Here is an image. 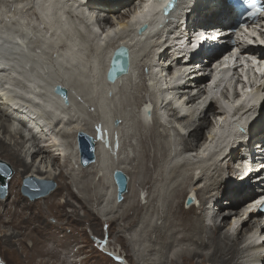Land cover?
I'll return each mask as SVG.
<instances>
[{
  "label": "bare ground",
  "instance_id": "6f19581e",
  "mask_svg": "<svg viewBox=\"0 0 264 264\" xmlns=\"http://www.w3.org/2000/svg\"><path fill=\"white\" fill-rule=\"evenodd\" d=\"M81 1L83 4L85 3V0ZM32 2L37 3V9L40 10L42 15L46 18L54 19L51 22L44 17L45 20L50 22L49 24L52 26V29L54 31L57 29L61 31L57 35L56 43L47 45L51 47L62 42L61 44L65 46L66 51L59 53L56 57H52V61L46 65L45 62L44 64L41 62V58H45V55L38 54L37 56L30 53L24 55L15 48L17 47L16 45L12 44L13 47L6 48L3 44L1 47L0 44V100L4 95V98L8 100L6 104L0 101V133L7 136L8 126L6 120H10V125H15V129L17 130L15 134L10 133V139L0 137V157H5V159L9 160L11 162V168L13 167L12 173L9 176L10 179H4L8 182V186L3 196H6V194L8 196L0 199V227L3 226V229H5L3 230V236L0 237V241L4 239L2 242L16 252L21 248L17 242L18 233L23 236H28L27 238L31 239L32 242L30 245L25 242L28 248L34 251V248L41 247L40 252H44V260L55 261L57 264H67V259H62L59 254L60 247H67L68 254L72 257L77 253L88 252L86 247L90 246L92 247L91 255H95L96 251L93 245L86 238L87 228L84 225L88 222V226L91 229L94 226L97 230L96 223L88 219L90 217L89 214H87L85 220H78L77 216L80 217V215H78L77 210L72 211L71 214L64 212L66 203L67 205L71 204V200L67 199L65 204L56 202L57 204L54 203L52 205L55 208L58 205L59 209L54 214L59 222L54 224L48 222V217H44L40 206L38 210L34 208L41 199L40 197H47L45 200H56L57 195L64 190L62 189L63 185H66L64 191H66L69 197L71 196L78 200L81 199L78 194L71 190V185L64 179L66 175L63 170L57 171L56 166L59 160L58 154L53 150L54 148L58 147V149H61L64 146L66 150V147H68L70 153L67 155L71 157V161L73 160L75 164H73L74 168L77 169L76 171L82 172L88 177H94V175L98 176L100 174L104 166L107 168L105 164H107L106 160L109 157L106 156L112 149L110 140L115 139L122 140L121 151L117 156L119 163L118 165H114L111 172H109L113 177L115 170H123L130 178L128 180L127 190L123 195V200L119 202L115 200L114 205L120 209L124 205V201L130 198L133 199L129 208L122 210L121 213L123 214L128 210H133L131 217H124V219L128 220L122 228L124 231L134 227L140 215H143L141 213L145 206L149 202H152L156 190L153 193L150 190L152 189V185H156V183L157 186L159 185L158 197L160 196L162 198L175 181L179 182L178 185L173 186L174 189L171 192V197L173 196L179 199V202L184 198L185 201L182 200L184 204L187 195H193V197L195 195L197 200L189 206L186 205V209L197 212L199 207L201 209V212L199 211L200 213L192 212L185 215L184 211H181L182 213L179 212V208H172L180 204H174L170 200L169 190L166 206L160 211L162 215L158 219L165 216L166 220L169 217V212H175L174 218L163 226L171 229V239L173 238V240L179 241L188 238V230H194L190 232L195 237H198H196L198 240L196 243L197 247L195 246L196 249H187L186 247L180 253L176 252L177 254L171 260H168L165 251L170 249V246H165V240H168L165 238L169 237H163L162 243L157 242V240H161L160 238L162 236V229L158 228L157 232H161L160 237L156 233L155 240L151 239V241L153 243L156 242V244H161L160 251L154 249L156 248L155 246L147 250V252L140 253L136 258V254L132 249L130 247L126 249L125 245L122 244L124 256L129 264H143V260L147 261L146 264H240V260L242 259H246V261L244 260L242 262L244 264H264V229L262 232H258L259 230H257L259 226L258 222L262 221L261 219H263L264 214L251 213L246 217L249 211H251L249 203L254 199L252 192L249 191L253 186L249 185L248 189L244 190L247 187L248 180L260 177L259 182L253 183L254 186L261 185L260 182L264 181V152H262V150L264 151V145L260 144L262 142L264 143V129L260 127L264 120V73L261 72V76L253 72L255 76L254 81L260 83V86L251 90L252 96L250 99H247L248 104L239 107L243 114L238 118H234L235 104H238L240 100L247 98V96H240L238 98V92H234V70L236 69L243 80L244 69L240 67L239 64L241 62L239 63V60L237 64H234L232 54L227 56V59H224V61H221V65L216 67L217 70L212 71V76L214 77L212 83L208 85L206 82L211 79L210 73L208 75L210 79H207L205 81L206 84L203 86L205 80L203 76H200L198 80L192 77L199 75L202 69H195L192 72H186L184 69V71L178 70L176 74L171 73L174 61L173 56H179L180 54L183 55L181 57L184 59L187 57L186 55L196 50V48L194 49L191 46L193 43V33L190 31L184 32L185 30L183 28L181 29L182 32H179V24L177 23V25L172 26L173 28L168 29V32L174 35L167 36L168 39L166 43L164 42L165 44L162 43L163 38L161 37L164 33L160 31L158 32L159 36L157 39L148 42L147 46L143 47L139 43L141 38L136 34L134 27L137 28L144 21H149L150 30H153L156 24L161 25L162 23V26H164L160 14L161 8L166 0H141L136 4V0H118L111 3L95 4L87 6L90 8L89 12L91 13L87 17L84 6L76 0H0V41H12V37L8 34V25L11 21H14L15 17L22 18V24L27 26L28 22L26 18L28 16L24 17V14L28 11L26 6L32 5ZM185 3L181 8L185 11L191 9L186 15V18L190 19V22L197 29L222 30L225 27L228 15V11L225 10L230 9L226 6V0H187ZM22 7L26 11H22ZM48 10L50 13L46 15ZM111 18L114 19V23L104 39L102 36L96 34L93 26L98 21L107 22ZM175 22L174 20L172 23ZM31 25L32 28L30 31L29 27ZM35 25L37 30L42 31L33 21L29 22V27L27 26L30 34L36 32ZM25 26L15 25V28L18 30V35H23V40L28 37ZM71 28L76 31L72 36L67 35V33H70ZM253 32H255L254 29H250L248 33L239 31L237 35L240 38L246 39L245 41H248ZM35 34L40 36V44L44 45L43 33ZM121 44L133 45V48L128 47L130 60L129 71L127 74L119 77L118 80L124 77L128 78L122 79L119 86L113 88L114 92L113 90H105V83L101 80L100 72L106 77V85L109 83L115 86L113 85L114 81L107 79L106 72L114 51ZM163 44L167 46L164 47ZM146 48H148V51ZM143 53L147 54L142 55ZM144 57H146L145 61H147V64L142 63ZM203 59H208V57L205 56ZM179 61L181 62V60ZM76 64L83 65L86 74H82ZM184 65L185 63L182 62L181 66ZM146 67L149 68V72L145 70ZM136 70L138 71L137 76L133 78L130 74L131 72L135 73ZM259 70L261 69L259 68ZM168 73H170L169 78L166 76ZM79 78L87 83L91 94L81 93L77 87L80 83L79 81H81ZM148 80L154 81L149 83ZM247 80L252 84V78L249 75ZM182 81H184L182 87L177 85V82L182 83ZM194 84L196 85L193 86ZM212 84H214V87L211 86ZM57 85H61L67 89V103L61 96L52 92V88H55ZM164 88L167 90H164ZM170 88L174 89V93L167 92ZM142 89H146L148 92L152 90L155 93L154 98L156 101L154 105L158 107L153 106L152 120L146 117L142 109V113H139L142 117L139 116L137 114L139 111L134 108V105L138 106L143 100L145 102L142 103L143 106L148 104L147 99H145L147 95L145 96L141 93ZM195 89L198 90L197 93H195ZM109 91L113 92L112 96L108 94ZM118 94L122 96L129 94V97L123 101V106L120 108L115 104ZM219 95L223 102L220 108L221 113L219 114L220 122L217 126H214L215 128L213 127L212 132L207 136L205 135V130L209 129V124H213V118L209 115L212 108L204 111L207 107L206 103H210L212 99L219 100ZM95 97H98L97 100ZM209 98L210 100H208ZM196 102L203 111L198 112L197 107L193 108V104ZM94 106L97 109L98 107L101 108L102 118L99 114L91 113L96 108ZM159 107L164 112L163 114ZM239 108L235 113H239ZM126 110L129 113L126 114ZM84 113L88 114L89 117L84 116ZM172 117L173 120H177V124L176 122L174 124ZM118 120L120 123L118 124L119 126H114V122H118ZM152 121H154L153 124L151 123ZM183 122L187 124L181 127ZM178 124L180 126H177ZM51 126L55 127V130H52L50 128ZM177 127H181L179 129L182 130L181 133L183 134V140L185 142L184 148L179 149L178 143H174V149L171 148L170 151V144L166 141L165 143L160 144L158 142L157 145L155 144L156 135L161 138V133L158 129L166 128V134H162L163 138H165L172 128L174 130ZM24 131L30 136L28 140L25 139L27 136H25ZM49 131L55 135L54 138H56V141L46 142L48 141L46 140V136L49 135ZM80 131L93 136L96 141V151L94 154L96 161L92 159L86 162L85 166L80 164L82 160L79 157L80 149L78 148L76 139L77 133ZM234 131H236L235 140L238 143L237 145H234L232 141ZM248 131H258V134L261 133V135H258L261 141L249 142L247 144L242 143L245 141V135ZM69 136L72 138L71 141H68ZM134 139L137 143L133 141ZM203 139L204 142L202 143ZM253 144L257 145L258 148V153L253 155L252 159V168L254 170L250 174H247L244 166H242L241 170L240 168L234 169V165L230 162V159L242 160L243 158L250 157L245 154L244 146L249 151L252 149ZM127 146L132 147L134 151L133 156L125 155ZM234 146L238 149H235L231 155H225V149L230 147L234 148ZM155 147H158V149ZM195 147H197V150L202 149L203 152L201 153L199 151L194 153L193 151L196 150ZM157 150H160V152L157 153ZM23 152H25L26 157L32 158V163H26L25 157L22 155ZM121 153L124 156H121ZM173 154H176L177 160H180L178 163L174 161L175 163L172 165L171 160L174 159ZM38 157L41 158L40 163H45L46 166H37L33 170L35 163L39 159ZM150 157L154 158L147 159ZM165 158L166 161L162 165ZM221 158L223 159L221 160ZM217 160L220 161L218 162ZM133 161L137 162V164L134 163L136 165L133 167L135 169L139 167L134 171V174L136 172L141 173V169L145 166H147L146 170L150 171L147 181L144 178L142 179V177L136 178L141 180L140 184H142L138 189H136V183L134 184L130 171L124 168L127 166L124 164L125 162L130 164ZM173 167L174 170H170ZM185 167L190 169L194 168L195 171L183 172L182 169ZM225 167L228 171H226ZM159 168L160 170H158ZM255 171L260 172L255 173ZM227 172H229L230 177H233V175H236V177L243 175L247 177V182L244 183L239 180H234L233 182L230 178H226L225 174ZM182 173H184L183 176H181ZM186 173L189 174L188 178H185ZM101 174L99 183L104 189L106 187L109 188L111 182L109 185V181H105L104 172ZM28 176L36 177V179L44 181L57 180V177L60 176L63 180L57 182L54 188L55 190L53 189L41 195L38 197L40 198L38 200H36L37 198L32 199L34 201L28 203L26 198L16 190V187ZM181 177L182 180L180 179ZM197 180L208 183H204L202 186L195 182ZM9 183H12L11 186H9ZM144 183L146 184L143 185ZM157 186H155L156 189ZM189 186L192 188H189ZM28 187L34 189L35 185L32 183ZM79 188L83 191L91 188V186L83 184L79 185ZM141 190L146 195H141ZM0 194H2L1 189ZM12 194L13 198L10 200ZM136 194L140 197H137ZM25 195L30 197L28 194ZM102 196L98 191V194L94 195V198L87 195L83 196L80 201L85 200V202H88L90 197L101 205ZM223 199L230 200L229 208H224L225 202H222ZM155 208L161 210L158 205ZM108 210L106 214H110L112 211ZM179 219H181L180 222L177 221ZM232 219H235L234 224L233 222L231 223ZM207 220L211 221V223H207ZM83 221L85 223L80 225L82 223L79 224V222ZM115 222L116 218L113 219V222L111 220L107 221L109 237L114 236L112 224ZM229 226L230 229L228 230ZM231 228H233L232 231ZM225 230L227 232H224ZM97 232L95 234L99 235ZM118 232L121 231L118 230ZM177 233L182 235L178 238L176 237ZM138 234L140 233L138 232ZM123 236L119 233V241H122ZM188 236L193 238L192 235ZM255 236H258V239H255ZM47 241L53 244L52 247L47 245ZM134 241L141 243V236L139 235L134 238ZM78 242H83L86 245L76 249L74 243ZM107 244L105 243L103 246L105 247ZM111 244L112 241L109 240V245ZM23 247L24 249L26 248L25 245ZM206 247L211 248V251L204 252L203 250ZM198 248H203V250ZM35 252L32 255L27 254L26 256L30 260V263H36L37 254ZM157 253H159V256L155 257ZM2 257L7 261L5 254ZM103 258L105 260L104 262L90 261L88 263V260L82 259L80 262L75 261V264H118L107 255H104Z\"/></svg>",
  "mask_w": 264,
  "mask_h": 264
},
{
  "label": "rangeland",
  "instance_id": "374dc122",
  "mask_svg": "<svg viewBox=\"0 0 264 264\" xmlns=\"http://www.w3.org/2000/svg\"><path fill=\"white\" fill-rule=\"evenodd\" d=\"M28 14H30V16H29V18L32 20V21H34L35 20V18H36V13H35V11L34 10H29L28 11ZM34 28H35V31H36V33H47V30L45 29V30H43V31H39V30H37L36 28V25L34 26ZM77 66H78V70H80L81 71V73L82 74H86V72H84L85 71V69H83L84 67H83V65H79V64H76ZM145 70H146V68H145ZM146 72V71H145ZM76 73H78L77 71H76ZM83 76V75H82ZM80 79V78H79ZM81 80V79H80ZM138 80V79H137ZM136 80V81H137ZM80 83H79V85H77V87L79 88V90L81 91V93L82 94H85V93H87V95H89V94H91V91H90V89H89V87H88V85H87V83H85V82H83L82 80L81 81H79ZM148 82L150 83V81L148 80ZM113 92H114V90H113ZM141 93L143 94V95H147L146 97H145V99H147V101L148 102H150V99L149 98H152V96L154 95V93H153V91H151V93H150V91L148 92V91H146V89H142L141 90ZM147 93V94H146ZM150 93V94H149ZM4 97H5V95H4ZM4 97H2L1 98V102H4V104H6V101H8V100H6V98H4ZM127 97H129V94H127V95H120V94H118V96H117V98H116V100H115V104L116 105H118V108H120V107H122L123 106V101H125L126 99H127ZM97 98L98 97H95V99L97 100ZM142 103H145L144 102V100L141 102V103H139L138 104V106H135L134 105V108L136 109V110H138L139 112L137 113L139 116H141V114H139V113H142L141 112V109H142ZM95 104V103H94ZM96 106H94V108H95ZM100 109L101 108H99L98 107V109H97V107L95 108V110H93L91 113H95V114H99L100 116H101V118H102V112L100 111ZM143 110V109H142ZM126 112V114L127 113H129L127 110L125 111ZM88 114H89V112H88ZM88 114H86V113H84V116H88L89 117V115ZM142 117V116H141ZM119 118V117H118ZM171 118V117H170ZM120 119V118H119ZM101 121H103L102 119H101ZM172 121H174V124H175V122L177 121H175V120H173V117H172ZM1 122H2V120H1ZM153 122L154 121H152L151 123L153 124ZM5 123V122H4ZM10 120L8 121V120H6V124H7V126H8V132L6 133L7 134V136H4L5 134H2V133H0V137H2V138H6L7 137V139H10V137H9V135H10V133L11 134H15L16 133V126L15 125H13V126H11L10 125ZM178 122H176V124H177ZM180 124V123H179ZM177 125V126H180V125ZM185 124H187V123H185V122H183L182 123V125H181V127H183ZM211 126V124H209V127ZM181 127H177L176 129L178 130H176V129H174L173 130V128L170 130V132H169V134L165 137V138H163V135L164 134H166V132H165V129L166 128H160V129H158V131L161 133V138H159L157 135H156V138H155V140H156V142H155V144L157 145L158 144V142L161 144V143H165V141L168 143V144H170V148H169V150L171 151V148H173V145H174V143L175 144H177L178 143V145H179V148L181 147H183L184 148V140H183V134L181 133V129H179V128H181ZM49 128V127H48ZM49 133V135H47L46 136V140H48V141H46L47 143H50V142H52V141H56V138H54L55 137V135L51 132V131H49L48 132ZM149 133H150V131H149ZM24 134H25V136H27V138H25L26 140H28V138L30 137L29 135H27V132L26 131H24ZM28 134H29V132H28ZM52 134V135H51ZM163 134V135H162ZM205 134L207 135L208 134V131H207V129L205 130ZM258 135H261V133H259ZM17 136V135H16ZM52 136H53V138H52ZM17 137H19V136H17ZM50 137V138H49ZM55 139V140H54ZM205 139V138H204ZM204 139L202 140V143L204 142ZM64 140H66V139H64ZM71 141L72 140V138H71V136H69V139H68V141ZM50 141V142H49ZM67 141V140H66ZM65 141V142H66ZM135 143H137V141L134 139L133 140ZM45 142V143H46ZM121 143H122V140L121 141H119V140H115V139H113V140H110V145H111V151H109V156L107 155L106 157H109V158H107L108 160H106V162H107V164H105V165H107V168H106V166H104L103 167V169H102V171L104 172V174H105V181L106 182H108L109 181V185H110V182H111V185H112V175L110 174V172H111V169H112V167L114 166V165H118V163H119V158L117 157L119 154L118 153H120V151H121ZM28 146H29V143H28ZM178 147V146H177ZM63 148V149H62ZM156 149H158V147H155ZM62 149V150H61ZM61 149H58V147H56V148H54L53 150H54V152L55 153H57L58 154V165L56 166V168H57V171L59 172V170H63V172H64V174L66 175L65 176V180L71 185V190L73 191V192H75L76 194H78L80 197H81V199L83 198V196H90V197H93L94 198V195H97L98 194V191L101 193V195H103L102 196V203H101V205L99 204V202H97L95 199L94 200H92L90 197H89V200H88V202H85V200H83V201H80V200H78L77 198H72L71 196L69 197L67 194H66V191H64L66 188H65V186L66 185H63V187H62V189H64L60 194H58L57 195V198H56V200L54 201V200H50V199H47V200H45L47 197H45V198H42V197H40V198H37L36 200H38V199H40L39 201H38V203L36 204V206H35V208L34 209H36V210H38V208H39V206H40V208H41V211H42V214L44 215V217H48V222H50V223H58L59 222V220H58V218L56 217V216H54V214H55V212H57V211H59V209H58V205L56 206V208L55 207H52V205L55 203V204H57L56 202H59V203H61V204H65L66 202V200L68 199V200H71V204H68L67 205V203H66V209L64 210V212H68L67 214H71L72 213V211H74V210H77V213H78V215H80V217L79 216H77V218H78V220L79 219H83V220H85L87 217V214H89L90 215V217H88V219L89 220H92L93 221V223L95 222L96 223V226H97V230L94 228V226H92V229L88 226V222H86V224L84 225L86 228H87V235H86V238L91 242V244L93 245V247H94V249H95V251H96V254L95 255H91V249H92V247H90V246H88V247H86L87 248V250H88V252H82V253H77L75 256H72V257H70L69 256V254H68V249H67V247H60L59 248V254L61 255V258L62 259H67V264H75V261H78V262H80L82 259L84 260H88V263L90 262V261H98V262H104L105 260H104V258H103V256L104 255H107L108 257H111V259H114V261L116 262V263H118V264H129L128 263V261H127V259L125 258V256H124V253H123V248H122V244H124L125 245V248L126 249H128L127 247H130L131 249H132V251L136 254V258H137V256H139V254L140 253H144V252H147V250H149V249H151V248H154L155 246H156V248H154V249H156L157 251H160L161 249V244H156V242H154L153 243V241H151V239L152 240H155V238H156V233L157 234H159V237H160V234H161V232H162V236H161V240H157V242H159V243H162L163 242V237H169V238H165V239H168V240H165V246L166 247H169L170 249H167L165 252H166V256H168V260H171V258L172 257H174L177 253H180L182 250H184V249H186V247H187V249H196V243H197V238L194 236V234L193 233H191L190 231H194V230H188V235H192V237L193 238H191V236H188L187 235V239H184V240H182V241H179V240H173V238L171 239V237H170V233H171V229H168L167 227L165 228L164 226H165V224H167L168 222H170L173 218H174V213H173V211L172 212H169L168 213V216L169 217H167L166 218V220H165V216H162V218L161 219H158V217H160L161 215H162V213L160 212V211H162L163 209V207L164 206H166V200H168V195H167V193L169 194V190H170V200H172L173 202H174V204H180V205H178V206H173L172 208H176V209H178L179 208V212H183L184 211V213H185V215L186 214H189V213H192V212H196V213H200L201 212V209H200V207L197 209L198 210V212L197 211H194V210H187L186 209V202L183 204V202H182V200H184V198H182V200L179 202V199H177V198H175V197H171V192L173 191V189H174V187L176 186V185H178L179 184V182H176L175 181V183H173L172 185H171V187L170 188H172V189H168V191L165 193V196L164 197H158V194H159V189H158V187H159V185L157 186V183H156V185H152V189L150 190V192L151 193H153V191H155L156 190V192L154 193V198H153V200H152V202H149L146 206H145V208L143 209V211H142V213L141 214H143V215H140V217H139V219H138V221L136 222V224L134 225V227L133 228H131L130 230H123L122 228L125 226V223L128 221V220H126V219H124V217H126V216H128V217H131V214L133 213V210H128V211H126L125 213H123V214H121L122 213V210H125V209H128L129 208V206L131 205V203L133 202V199L132 198H130L129 200H126V201H124L125 203H124V205L122 206V208H120V209H118L117 208V206L116 205H114V201H115V194H112V195H109L108 196V191L106 192V190L108 189L107 187V189L105 188L104 189V187L99 183V178H100V176H102V174L101 173H103L102 171L100 172V174L97 176V175H94V177L93 176H87L86 174H84V173H82V172H79V171H76L77 169L76 168H74V162H73V160L71 161V157L70 156H68L69 155V153H70V149H68V147H66V150L64 149V146L63 147H61ZM26 150V149H25ZM60 152H59V151ZM69 151V152H68ZM67 152V153H66ZM125 152H126V154L125 155H129V156H133V154H134V151L132 150V147L131 146H127L126 147V149H125ZM160 152V150H157V153H159ZM162 153V152H161ZM68 154V155H67ZM22 155L25 157V160H26V163H32V158L31 157H26L25 156V152H23L22 153ZM64 156V157H63ZM121 156H124V154L123 153H121ZM173 157H174V159H172L171 160V163H172V165L176 162V160H177V158H176V154H173L172 155ZM80 157V156H79ZM39 159L37 160V162L35 163V166L33 167V170L37 167V166H41V167H45L46 166V164L45 163H40V160H41V158L40 157H38ZM65 158V159H64ZM67 158H69V159H67ZM152 158H154V157H150V158H147V159H152ZM0 159H2V160H4V161H6L7 163H9L10 164V166H11V162L9 161V160H7V159H5V157H0ZM81 159V158H80ZM113 159V160H112ZM66 161H67V163H66ZM94 161H96V158H95V160ZM166 161V158L163 160V163H162V165L164 164V162ZM173 161V162H172ZM175 161V162H174ZM117 162V163H116ZM160 162H161V160H160ZM134 163H136L137 164V162H131L130 164H127V162H125L124 164H126L127 166H125L124 167V164H123V167L126 169V170H128V171H130V175H131V177L133 178V181H134V184L136 183V189H138L139 187H141L142 186V184H140L141 183V180H138V179H136L137 177H142V179L144 178L145 179V181H147L148 180V178H149V175H150V171L149 170H146L147 169V166H145L143 169H141V173L140 172H136L135 174H134V171L135 170H137L138 168H134L135 167V165H134ZM145 163H147V162H145ZM69 164H71V165H69ZM74 164V165H73ZM80 164H82V162L80 161ZM143 164V163H142ZM148 164V163H147ZM60 165V166H59ZM83 165V164H82ZM72 166V167H71ZM84 166V165H83ZM134 166V167H133ZM13 168V167H12ZM74 169V170H73ZM107 169V170H106ZM186 169V170H185ZM106 170V171H105ZM158 170H160V168L158 169ZM170 170H174V167L173 168H171ZM183 170V172H191V171H195L194 170V168H184V169H182ZM110 171V172H109ZM78 173V174H77ZM80 174V175H79ZM110 174V175H109ZM140 174V175H139ZM183 174L184 173H182V175L181 176H183ZM128 175V174H127ZM137 175V176H136ZM188 173H186V176H185V178H188ZM28 177H32V176H28ZM27 177V178H28ZM82 177H85V178H82ZM87 177V178H86ZM128 177L130 178V176L128 175ZM8 179H10V178H8ZM110 179V180H109ZM181 180H182V177L180 178ZM63 179H62V177H60V176H58L57 177V180H51V181H47V182H54V184H55V187H56V184H57V182H59V181H62ZM108 180V181H107ZM139 181V182H138ZM207 181V180H206ZM94 182V183H93ZM196 183H199V184H201L202 186L204 185V183H208V182H203V181H195ZM22 183H23V180H22V182H21V184L18 186V187H16V190L17 191H19L20 192V194L24 197V198H26V200H27V202L29 203L30 201L32 202V201H34V200H32L29 196H27V195H25L23 192H22ZM7 184H8V182H7ZM12 184V183H11ZM11 184L9 183V186H11ZM83 184H88V185H90L91 186V188H88V189H85V190H80V188H79V185H83ZM138 184V185H137ZM146 183H144L143 185H145ZM35 185V184H34ZM193 185V184H192ZM8 186V185H7ZM155 186H157V189H156V187ZM174 186V187H173ZM54 187V188H55ZM53 188V189H54ZM168 188V187H167ZM167 188H166V190H167ZM189 188H192L191 186H189ZM203 188V187H202ZM55 190V189H54ZM87 190V191H86ZM84 191H86V192H84ZM90 191V192H89ZM104 191V192H103ZM88 192V193H87ZM140 193H141V195H146V193H144L142 190L140 191ZM173 194V193H172ZM167 195V196H166ZM8 196V194H6V196H1V194H0V199H3V198H6ZM106 196V197H105ZM136 196L137 197H140V196H138L137 194H136ZM11 198H13V194H12V196H10V200H11ZM185 199H186V197H185ZM80 201V202H79ZM132 201V202H131ZM185 201V200H184ZM103 202H104V204H103ZM222 202H225L224 203V208H229L230 207V200H228V199H223V201ZM102 204H103V206H102ZM182 204H183V206H182ZM85 205H87L86 207H85ZM156 205H158L159 206V208L161 209V210H158V209H156L155 208V206ZM229 205V206H228ZM64 206V207H65ZM102 206V207H101ZM180 206H181V208H180ZM221 206V205H220ZM90 207V208H89ZM110 207H112V208H110ZM195 207H197V206H195ZM216 207V206H215ZM106 208H108L107 210L108 211H111L110 212V214H106ZM171 208V207H170ZM170 208H169V210H170ZM183 208V209H182ZM93 211H92V210ZM146 210V211H145ZM213 210V209H212ZM200 211V212H199ZM94 212V213H93ZM120 212V213H119ZM144 212V213H143ZM160 212V213H159ZM181 212V213H182ZM147 213V214H146ZM186 217H188V216H186ZM90 218H92V219H90ZM96 218H98V219H96ZM114 218H116V222L115 223H113L112 224V229H113V235L114 236H111V237H109V232H108V223H107V221L108 220H111L112 222H113V219ZM141 218V219H140ZM181 218V217H180ZM182 219V218H181ZM181 219H179V220H177V221H179L180 222V220ZM236 219H238V218H236ZM232 220H235V219H232ZM143 221V222H142ZM140 222V223H139ZM233 221H231V223H232ZM80 223H82V224H80ZM85 222L83 221V222H79V224L80 225H83ZM207 223H211V221H209V220H207ZM90 225H91V221H90ZM164 225V226H163ZM137 226H139V227H137ZM231 226V225H230ZM230 226H229V228H228V230L230 229ZM4 227L2 226V227H0V229H2V230H0V237L1 236H3V234H4V231L3 230H5V229H3ZM158 228H161L162 229V231L161 232H157V229ZM70 229V228H69ZM68 229V230H69ZM118 230H120L121 232H118ZM137 230H142L141 232L140 231H138L140 234H138V232H137ZM97 232L99 235H100V237H99V235H96L95 234V232ZM133 231V232H132ZM136 231V232H135ZM164 231V232H163ZM154 232V233H153ZM224 232H227V230H225ZM119 233L121 234V235H124L123 237H122V241H119V239H118V235H119ZM134 233V234H133ZM70 234V233H69ZM61 235H63V234H61ZM141 236V243H138V242H136V241H134V238H136V237H138V236ZM152 237H151V236ZM182 234H180V233H177V235H176V237H180ZM132 236H134L133 238H132ZM136 236V237H135ZM28 236H23V235H21L20 233H18V235H17V242H18V244H19V246H21V248L18 250V251H13V249L12 248H10L9 246H7V245H5L2 241H4V239H2V241H0V264H57L55 261H45L44 260V258H43V254H44V252H40V250H41V247H39L38 246V248H34V251H32V249H30V248H28V246L26 245V243L25 242H27L29 245L32 243L31 242V239H29V238H27ZM190 237V238H189ZM124 238V239H123ZM255 239L257 238L258 239V236L256 237H254ZM109 240L110 241H112V244L111 245H109ZM171 240H172V242H171ZM30 241V242H29ZM170 241V242H169ZM83 242H78V243H74L75 245H76V249H78L79 247H81V246H83V245H86L85 243H83ZM105 243H108L105 247L103 246V244H105ZM169 245H168V244ZM245 244V243H244ZM25 245V249H24V246ZM47 245L48 246H51L52 247V243H50V242H48L47 241ZM74 245V246H75ZM109 245V246H108ZM154 245V246H153ZM163 245V244H162ZM196 246V247H195ZM23 247V248H22ZM198 249H200V248H198ZM35 250H37L36 252H35ZM170 250V251H169ZM172 250V251H171ZM200 250H203V248H201ZM264 250V249H263ZM131 251V252H132ZM204 252H210L211 251V248H209V247H206V249L204 248V250H203ZM33 252H35L36 254H37V256H36V263H30L29 261L30 260H28L27 258H26V256H27V254H30V255H32L33 254ZM177 252V253H176ZM134 253H132L133 255H135ZM3 254H5L6 255V260L7 261H5L4 260V258L2 257L3 256ZM159 253H157L156 254V256L155 257H157V256H159L158 255ZM161 254V253H160ZM21 257V258H20ZM65 257V258H64ZM67 257V258H66ZM244 260L246 261V259H242V260H240V264L242 263V262H244ZM73 262V263H72ZM146 262L147 261H145V260H143V264H146ZM76 264H79V263H76ZM105 264H107V263H105ZM242 264H244V263H242Z\"/></svg>",
  "mask_w": 264,
  "mask_h": 264
},
{
  "label": "water",
  "instance_id": "95a60500",
  "mask_svg": "<svg viewBox=\"0 0 264 264\" xmlns=\"http://www.w3.org/2000/svg\"><path fill=\"white\" fill-rule=\"evenodd\" d=\"M130 60L128 55V49L124 46L119 47L111 58V62L107 72V78L109 81H115L129 71ZM55 93L62 96L65 102H68V91L65 87L57 85L55 87ZM118 123V122H116ZM79 152L82 164L85 166L86 162L95 160L94 154L96 151V141L93 136L86 132L80 131L77 133ZM12 173L11 166L4 160L0 159V189L2 194H5L7 182L6 178ZM5 179V180H4ZM113 179L117 185V199L122 200L123 194L127 190L128 175L122 170H115L113 172ZM35 184V188H29L31 184ZM22 192L30 195L31 199H35L53 190L55 187L54 182H47L44 180H38L36 177H26L23 180ZM196 201V196L189 195L186 200V205L189 206Z\"/></svg>",
  "mask_w": 264,
  "mask_h": 264
},
{
  "label": "snow or ice",
  "instance_id": "6c2138e0",
  "mask_svg": "<svg viewBox=\"0 0 264 264\" xmlns=\"http://www.w3.org/2000/svg\"><path fill=\"white\" fill-rule=\"evenodd\" d=\"M248 3H252L255 4V0H247ZM225 59H227V57H225Z\"/></svg>",
  "mask_w": 264,
  "mask_h": 264
}]
</instances>
